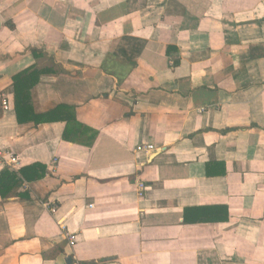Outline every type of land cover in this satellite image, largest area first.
Here are the masks:
<instances>
[{
	"label": "crops",
	"instance_id": "1",
	"mask_svg": "<svg viewBox=\"0 0 264 264\" xmlns=\"http://www.w3.org/2000/svg\"><path fill=\"white\" fill-rule=\"evenodd\" d=\"M0 145V264H264V0H0Z\"/></svg>",
	"mask_w": 264,
	"mask_h": 264
},
{
	"label": "trees",
	"instance_id": "2",
	"mask_svg": "<svg viewBox=\"0 0 264 264\" xmlns=\"http://www.w3.org/2000/svg\"><path fill=\"white\" fill-rule=\"evenodd\" d=\"M40 73L41 72L36 68L30 67L12 76L14 110L17 122H33L37 125L44 122L63 121L65 123V128L62 134L63 139L73 140L75 137H80L82 125L75 119L73 106L59 104L47 112L36 111V108L32 103V91L39 79ZM95 136L96 132H90L89 139L85 143L91 145ZM19 173L22 174V170ZM1 176V184H3L4 178L6 179L5 182H9L13 185L20 183V179L14 171L5 170Z\"/></svg>",
	"mask_w": 264,
	"mask_h": 264
},
{
	"label": "built area",
	"instance_id": "3",
	"mask_svg": "<svg viewBox=\"0 0 264 264\" xmlns=\"http://www.w3.org/2000/svg\"><path fill=\"white\" fill-rule=\"evenodd\" d=\"M2 107L4 109L8 108V103L5 99L2 100ZM153 149H154V145L151 143H140V144L136 145L135 152H137V153H148V152L152 151ZM0 161L4 165L12 167L13 165H15L17 163L18 158L13 152L4 149L0 145ZM144 189H145V185L141 182L138 183V194L139 195H142V192ZM48 208L53 213L56 211V206L54 204L50 205ZM75 237L76 236L74 234H68L67 240H68V244L70 247L74 246L75 241H76Z\"/></svg>",
	"mask_w": 264,
	"mask_h": 264
}]
</instances>
